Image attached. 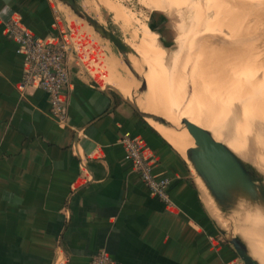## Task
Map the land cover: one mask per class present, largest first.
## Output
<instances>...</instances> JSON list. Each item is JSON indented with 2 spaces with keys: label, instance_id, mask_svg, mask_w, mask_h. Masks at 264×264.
Returning <instances> with one entry per match:
<instances>
[{
  "label": "crops",
  "instance_id": "obj_1",
  "mask_svg": "<svg viewBox=\"0 0 264 264\" xmlns=\"http://www.w3.org/2000/svg\"><path fill=\"white\" fill-rule=\"evenodd\" d=\"M12 16L45 42L72 37L79 45L68 61L65 124L50 116L43 91L22 85L24 62L3 25ZM81 22L54 0H0V264H90L101 250L115 264H243L223 235L224 211L207 205L187 155L100 81L118 56ZM125 137L169 179L170 207L126 160Z\"/></svg>",
  "mask_w": 264,
  "mask_h": 264
},
{
  "label": "rangeland",
  "instance_id": "obj_2",
  "mask_svg": "<svg viewBox=\"0 0 264 264\" xmlns=\"http://www.w3.org/2000/svg\"><path fill=\"white\" fill-rule=\"evenodd\" d=\"M77 2L103 26L110 25L135 50L137 55L130 54L129 59L133 68L136 63L140 64V71H135L141 87L150 67L138 55L139 44L146 30L153 33L152 54L157 51L164 65L157 83L160 93L157 102L163 108L159 116L165 118L180 98L178 116H186L184 106H192L193 113H189L218 140L233 147L232 152L264 181V0ZM59 7L65 14L77 18L63 4ZM151 15L154 22L149 26ZM80 24L103 43L106 52H115L118 56L109 58L112 70L106 78H124L125 67L134 75L111 42L85 21ZM68 39L76 43L74 38ZM92 61L100 72L104 71L100 58ZM158 64L161 63L158 61ZM151 82L147 83L146 91L141 88L132 92L130 98L134 103L151 94ZM177 126L183 125L179 122ZM252 208L242 203L236 211L226 212L223 224L226 231L241 236L253 256L264 262V241H261L264 240V216L260 211L258 215L248 214L250 219L253 217L251 221L243 218ZM254 222L259 229L253 226Z\"/></svg>",
  "mask_w": 264,
  "mask_h": 264
},
{
  "label": "water",
  "instance_id": "obj_3",
  "mask_svg": "<svg viewBox=\"0 0 264 264\" xmlns=\"http://www.w3.org/2000/svg\"><path fill=\"white\" fill-rule=\"evenodd\" d=\"M54 1L58 6L63 4L69 8L74 16L85 21L102 38L111 42L123 56L125 64L136 77L138 76L129 59L130 54L137 55V53L125 43L110 25L103 26L83 10L77 0ZM150 19L149 26L154 22V15H151ZM146 90L147 84L144 81L142 91ZM144 115L169 127L168 121L163 117L146 113ZM187 125L195 140L194 147H190L186 151L187 159L202 175L215 203L225 214L226 212L236 211L244 203L253 207V210L248 209V214L257 215L261 211L264 215L263 179L250 166L242 162L227 145L215 140L210 131H202L197 126ZM223 235L243 264H260L252 256L247 245L240 237L234 235L232 231L224 232Z\"/></svg>",
  "mask_w": 264,
  "mask_h": 264
},
{
  "label": "built area",
  "instance_id": "obj_4",
  "mask_svg": "<svg viewBox=\"0 0 264 264\" xmlns=\"http://www.w3.org/2000/svg\"><path fill=\"white\" fill-rule=\"evenodd\" d=\"M5 36L16 44L17 53L24 62L23 87H38L45 93L50 106V116L59 124H65L67 116L64 108L65 92L70 84L69 57L78 54V47L68 38L45 42L31 33L16 16L3 21ZM125 158L133 165L141 180L151 193L166 207L171 206L168 193L169 179L154 174L153 166L143 155L137 142L125 137L121 140ZM90 264H115L104 250L91 258Z\"/></svg>",
  "mask_w": 264,
  "mask_h": 264
},
{
  "label": "bare ground",
  "instance_id": "obj_5",
  "mask_svg": "<svg viewBox=\"0 0 264 264\" xmlns=\"http://www.w3.org/2000/svg\"><path fill=\"white\" fill-rule=\"evenodd\" d=\"M76 19H79V18H76ZM79 20L82 21L81 19H79ZM154 36L155 35L153 33H150L148 30H146V32L143 34L142 39H141L140 44H139L138 55H140V57H142V61L146 62L148 64V66L150 67L149 68L150 69V73H148V74H146L144 76L145 79H146L145 80L146 81V84L149 83V82H151V81H153V82H151V84H152V86H151V89L152 90L150 92L151 94L147 95L146 98H145V100L139 99L138 100L139 102L136 103V106L142 112H144V113H146L148 115L159 116L161 113H163V108H161L160 103L157 102L158 99H159V94H160L159 91H157V83L159 81V78L162 77V73H163V70H164V65L160 61V59H162V58L159 57L157 51L156 52H153V54H152V46L154 44V41H153ZM158 61L161 64H158ZM135 66L137 68H139V69L135 68ZM135 66H134V69L139 72L140 71V68H141L140 67V64L139 63H136ZM125 70H126V75H125L124 78H121V79H118V80H112V79H108L106 77H100V81L102 83H105V84L106 83H108V84L110 83L111 85H114L125 96L130 97L132 95V92L136 91L137 89H140L141 90L142 87H141V83L138 82L139 81L138 78L135 75L131 74V72L126 67H125ZM143 95H144V93H143ZM151 98H153V99H151ZM151 101H152V103H151ZM179 102H180V98L178 100V104L173 105V107L170 109V111L169 112H166V116H164L165 119L169 123V127H166L165 124H163V123L155 122L151 118H149V120L166 137H168L173 143H175V144L177 143L178 144V149L182 153L186 154L187 149H189L190 147H194V143H195V140H194V138H193V136H192V134L190 132V129H189V127H188L187 124H191L193 126H197V127L201 128L200 130H202V131L203 130L207 131V128H205L196 119V117H194V116H192L190 114V113H193L192 106H188V107L187 106H184V108H186V111H187V112L184 111V113L186 114V116L183 117L182 114H180L178 116L176 112L181 107ZM168 116L171 118L172 121L169 119ZM179 122H181V124L183 125L182 127H178L177 126V124H179ZM179 135H180L181 139H178ZM212 135L215 138V140L223 143L222 141L218 140L217 137H215L214 134H212ZM227 147H229L231 150L235 151L233 149V147L231 148L229 145H227ZM192 167H193V170H194L195 175L197 177L198 184L201 186V189L203 191L204 200L206 201V203L209 206V208H212L213 209V205H215V203H214V199L212 198V196L210 194L209 188H208L205 180L203 179L202 175L197 171V169L194 166H192ZM253 226H255V228H256L258 225L255 224V222H254ZM258 227H260V226H258ZM257 233L258 232H256V234ZM261 239L262 238H260V240ZM261 241L263 242L264 240H261ZM257 242H259V240Z\"/></svg>",
  "mask_w": 264,
  "mask_h": 264
}]
</instances>
